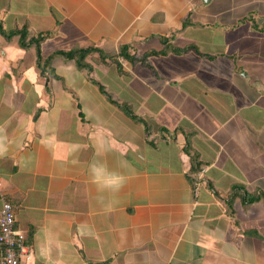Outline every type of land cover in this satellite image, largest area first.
<instances>
[{
	"label": "crops",
	"instance_id": "0c3cea01",
	"mask_svg": "<svg viewBox=\"0 0 264 264\" xmlns=\"http://www.w3.org/2000/svg\"><path fill=\"white\" fill-rule=\"evenodd\" d=\"M0 20L47 33L41 60L0 33L1 193L30 245L20 264H264V202L241 200L264 192V0H0ZM76 45L166 52L152 68L96 53L87 69L38 64Z\"/></svg>",
	"mask_w": 264,
	"mask_h": 264
},
{
	"label": "trees",
	"instance_id": "16d2710c",
	"mask_svg": "<svg viewBox=\"0 0 264 264\" xmlns=\"http://www.w3.org/2000/svg\"><path fill=\"white\" fill-rule=\"evenodd\" d=\"M0 33L6 38H11L12 36L18 35L19 36V44L23 47H26L29 45L35 46V49L37 51L38 60L42 59V56L40 54V46H41V42L47 38V33H38L36 35L29 36L27 24H24L22 26H16L12 29H6L1 20H0ZM190 47L191 46L184 47V48L172 47L171 50L178 52V51L186 50ZM127 48L128 47L126 45H121L120 48H118L119 49L118 52L107 53V52H104L101 48L96 47V46L95 47L94 46L82 47V46L76 45V46H73L67 50L54 51L44 59L43 64H40L39 62H38V64L42 66V69L50 71L51 67L49 66L50 65L49 63L51 62L53 56L54 55H61L64 58L73 60L76 64L77 68L87 69V68L91 67L90 62L87 60V57L96 53L97 54V59H96L97 61L107 62V60H108L109 62L116 63V65L119 68H121L120 59H124L130 63L139 62L142 65H145V66L152 68V65L148 61V56L154 55V54H164L166 52V49H162L160 51H147L141 55H137L135 53L129 52V50ZM98 87L102 93H105L107 95V97H109L111 102L118 105L131 119H133L135 122H137L139 124L147 126L146 120L144 118L136 115L134 113V111L131 109L130 105H128L127 103H118L117 101L111 99V97L105 91V88L103 87V85L98 83ZM186 144H187V146H189L188 142ZM186 150H188V148H186ZM193 181H194V179H193ZM236 187L239 188V185L234 186V188H236ZM244 192H245V194H243V196L241 198L242 204L244 207H247L253 201L263 200V202H264V192L263 191H254V192L244 191ZM233 194H235V193H233ZM232 202H233L232 197L226 201L227 206L229 208V211L232 210ZM2 250H3V248H2Z\"/></svg>",
	"mask_w": 264,
	"mask_h": 264
},
{
	"label": "built area",
	"instance_id": "2783aa9c",
	"mask_svg": "<svg viewBox=\"0 0 264 264\" xmlns=\"http://www.w3.org/2000/svg\"><path fill=\"white\" fill-rule=\"evenodd\" d=\"M206 167H202L194 177V193L202 181V174ZM0 181V244L3 248L1 264H20L21 255L28 252L30 247L26 235L14 227V211L12 204L1 193Z\"/></svg>",
	"mask_w": 264,
	"mask_h": 264
}]
</instances>
